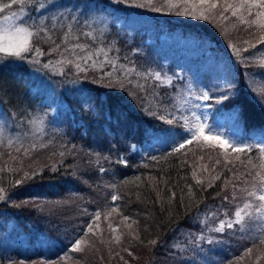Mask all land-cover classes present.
<instances>
[{"label": "trees", "instance_id": "trees-1", "mask_svg": "<svg viewBox=\"0 0 264 264\" xmlns=\"http://www.w3.org/2000/svg\"><path fill=\"white\" fill-rule=\"evenodd\" d=\"M141 3L145 0H23L4 11L24 13L20 24L39 33L31 45L42 54H0V113L14 137L0 140L5 190L0 240L8 244L0 241V264H64L71 256L68 261L79 264H163L167 257L173 264H193L191 258L200 260L202 251L223 256L221 264H236L247 249L259 254L264 249V228L251 238L242 232L251 216L217 231L243 207L242 189L251 190L264 163L259 150H229L225 156L203 141L178 152L173 149L179 143H162L173 128L184 129L175 101L179 83L188 77L186 61H197L212 85L214 115L240 118L247 145L264 143V43L258 42L264 32L256 25L257 32H248L237 48L218 30L220 7L214 18L198 19L199 9L180 15L183 6L155 11L164 0L137 6ZM252 11L245 19L254 18L257 9ZM215 70L226 76L225 84L213 79ZM51 115L55 121H47ZM26 234L33 247H24ZM176 238L191 246H171ZM77 239L91 240L92 247L72 251ZM43 241L55 247L46 251Z\"/></svg>", "mask_w": 264, "mask_h": 264}, {"label": "rangeland", "instance_id": "rangeland-1", "mask_svg": "<svg viewBox=\"0 0 264 264\" xmlns=\"http://www.w3.org/2000/svg\"><path fill=\"white\" fill-rule=\"evenodd\" d=\"M211 2H217L218 5L219 3L223 4L222 2L225 3L224 0H211ZM42 7H43V12L47 10L43 6V3L41 5V8ZM199 11H204V8L199 9ZM205 13L208 14L207 11H205ZM12 14H13V11L10 12L9 14L4 13V12L1 13L2 17H0V29H10L14 25L24 27L20 24L21 22L20 19L22 20L25 18L23 17L24 13L17 12L15 13V16H13ZM224 16L227 17V19H223L219 15L217 16V21L219 24L218 30L222 36L227 37L230 43L237 48H241V44L246 42V40L248 39V32H250L251 30H253L252 32L254 33L257 32L256 25L250 28H247V29L241 27L240 25H245V23H241L237 16H232V14L228 11H224ZM5 17H9V18L5 19ZM213 17L214 15L212 13V17H210V19H212ZM43 19H44V16H42L41 19L39 20L37 19L36 22L40 23L43 21ZM32 22L34 24L36 23L35 21H32ZM134 22H135V19H134ZM71 23L72 21H70V24ZM126 24L128 25L126 29L131 27L130 23L127 22ZM26 27L29 28V30L34 31V28L28 25H26ZM92 31L93 30L89 28L86 29V32H88L89 34H91ZM78 57H84V55H81ZM20 61L25 62L24 59ZM186 62L189 67L188 69H186V74L188 75V77H186L183 83L181 84L179 83V86L181 88L178 89L179 97H178V100L175 101V105L183 113L182 115L183 118L181 119V121H183L185 124V120H187L188 124L183 125L184 129L182 130H180L179 128L178 129L173 128L172 134L169 135L165 140H162V143L167 144V143L175 142V143L180 144V143H183L185 139H191V135L187 131V128L191 124L195 123V120L193 117V113H195L196 116L200 117V122L207 126L205 129L206 134L210 131L213 135H219L222 139L228 140L229 142H238V143L247 145V142L244 141L245 139L241 137V132H243V126L241 123V119L239 118L237 120L236 117L233 119L232 118L230 119L229 114H226V113H223L224 115H220V114L214 115L215 107L211 102V97L213 94L212 89H211L212 85L208 82V79H206V75L201 74L200 68H197L198 66L197 61H186ZM210 73L211 75L214 76L213 79L216 80L218 83L225 84L224 79H223V77H226L225 75H222L221 73H216V70L211 71ZM197 75H200V76L198 77ZM217 87L218 89L224 90V86H217ZM205 92L208 93L209 95L208 100H203L200 98L202 94ZM46 119L47 121H51L53 119L55 121L56 115H51L50 117L46 116ZM7 128H8V119L3 113L2 114L0 113V140H13L14 139V137L7 131ZM39 134L41 135L43 133H39ZM250 212L252 213L250 220H252L253 222L246 224L244 221L243 223H245V225L242 224V232L246 233V236L248 238L259 236L260 234L258 235L257 230L260 228H264V215H258L255 213L254 210ZM186 230H190V229L186 228ZM185 235L188 236V233H185ZM185 239L186 238H183V239L176 238L174 239L172 243H170V245L175 248H179V249L186 248L189 245L191 246V243L190 244L186 243ZM0 241H3L1 245H6V246L8 245L4 238H2ZM21 241L23 242L24 247H33L28 237V234H26V236L21 237ZM86 241L87 243L82 244L81 248L89 249L92 247L90 245V242L92 241L91 240L90 241L86 240ZM10 242H14L12 237L10 238ZM44 245L45 246L47 245L46 251H51L55 247V244L52 243L50 245L48 242L44 243ZM262 251L261 250L257 251V252H261L260 253L261 255L259 253H256V250H253L251 253L244 254L240 258V261H238L236 264H243V262H245V264H264V249ZM69 255H71V252ZM69 255H66L62 258H66ZM71 257L69 259H71ZM69 259L65 260L66 262L64 264H79L78 261L69 262L68 261ZM223 259H224L223 256H211L209 254L207 255L203 251H202V257L200 258V260L195 259L193 257L191 258L193 264H221L220 262ZM162 263L163 264H173L169 261L168 257L164 258Z\"/></svg>", "mask_w": 264, "mask_h": 264}, {"label": "snow or ice", "instance_id": "snow-or-ice-1", "mask_svg": "<svg viewBox=\"0 0 264 264\" xmlns=\"http://www.w3.org/2000/svg\"><path fill=\"white\" fill-rule=\"evenodd\" d=\"M135 2V0H133ZM16 3H23V0H11V3H2L0 2V12H4L5 10H8L12 7L13 4ZM151 6L152 0H145V3H141L137 6L144 7V6ZM181 6L184 7V11L179 12L180 15H196V12L198 9L205 8V11H207V15L205 14V11H200V14L196 17L198 19H210L212 17L213 10H216L218 7L222 8L223 11L219 12V16L223 19H227V17L224 16V11L231 10L232 16H237L241 23L249 24V25H258L262 32H264V0H238L237 3H228L227 0H225V3L222 5H218L217 2H211V0H164V3L161 5V7L155 8V11H160L161 8L167 7L169 10L173 8H180ZM253 9H257V11L254 13L253 19H245L244 13L246 12L249 17L253 16ZM15 16V13L12 14ZM9 17H5V19H8ZM214 18V17H213ZM38 32H33L29 30L27 27H21L18 25H14L10 29H0V54H3L5 56H14V57H23V54L30 51H36L37 54H42L40 52V49L36 48L33 49L31 45V38L34 35H38ZM260 43H264V38H262ZM255 47V45H252ZM235 47V46H233ZM247 49H245L246 51ZM237 52L239 49L236 50ZM88 60L91 59V54L87 57ZM77 69H80V64H76ZM134 71V70H133ZM107 76L111 77L112 73H106ZM156 79H160L159 73L155 74ZM203 100H208L209 95L208 93H203L200 97ZM226 96H221V100L227 99ZM219 102V101H218ZM193 117L195 120V123L191 124L187 131L191 135V139H185L183 143H180L177 148H174V152H178L181 149L185 148V145L191 144L193 141H203L205 145L215 148L219 147L221 150H223V153L225 156L229 153V150L233 153H245V152H251L252 148L255 147L259 150V152L264 156V143L256 144V145H246L238 142H229L228 140L222 139L219 135H213L210 131L206 134L205 129L206 125L200 122V117L196 116L195 113H193ZM161 119H164V117H161ZM173 119L167 120V123L171 124L173 123ZM185 124H188V121L185 120ZM236 159L239 160V155L236 156ZM123 162V161H121ZM217 163H220L219 160H217ZM253 167H256L255 165ZM259 171L255 173V176L252 178V187L251 190H248L247 188L242 189L243 192L246 193V200L243 204L242 208L237 209V211L234 213L235 219L233 221L225 222L221 221L220 227L217 229V231H223L225 227L232 228L234 224H242L245 220L246 216H251L252 213L248 211L249 209H252L254 207V211L258 215H264V163H261L259 166ZM205 170H207L205 166ZM100 171H104L103 168L100 169ZM28 174L25 173V176ZM34 175V173H33ZM250 175V174H249ZM193 176L195 177V172L193 173ZM220 179V176H215L212 178V182L215 180ZM237 179H240V177H237ZM249 181L244 180V183L247 184ZM17 183H20V181H17ZM197 184L202 183L201 180L196 181ZM229 181H224V186H228ZM211 186V182L209 183V187ZM235 188V185H234ZM4 189L0 188V200L5 199ZM189 195L193 196L192 188L191 186H188ZM175 195V194H173ZM228 197L225 196V199ZM235 198V193H234ZM113 200H116L117 197L113 196ZM258 201V205L254 206L252 201ZM115 211V209L113 210ZM111 213H109L110 215ZM99 213L96 214V219H99ZM128 217H123L124 221H127ZM135 223V222H133ZM128 228H131L132 225L128 224ZM109 228L112 229L114 232L115 229L112 228V225H109ZM89 232H92L91 226H89ZM120 236H116L114 239L118 242L120 240ZM138 239V236L135 237ZM87 243V241L77 239L74 244L72 245V251L80 252L81 245ZM157 243L156 240L149 241V244L155 245ZM260 243L264 244V237H261ZM127 251V249H125ZM252 249L249 248L246 251V254L251 253Z\"/></svg>", "mask_w": 264, "mask_h": 264}]
</instances>
